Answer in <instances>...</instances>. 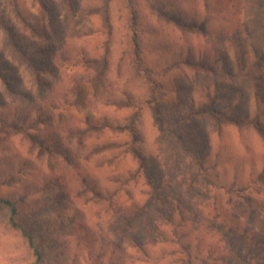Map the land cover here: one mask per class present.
<instances>
[{
	"label": "rangeland",
	"instance_id": "rangeland-1",
	"mask_svg": "<svg viewBox=\"0 0 264 264\" xmlns=\"http://www.w3.org/2000/svg\"><path fill=\"white\" fill-rule=\"evenodd\" d=\"M9 1L0 0V18L15 41L39 67H53L38 86L28 56L19 59L0 29V55L9 59L0 62V198L15 206L19 227L0 203V264H214L207 252L219 256L231 227L242 246L264 245V183L256 179L264 140L251 124L177 121L206 104L214 84L224 105L244 97L237 111L255 113L247 104L254 95L264 102V83L223 74L236 50L249 55L259 45L264 0H237V14L208 21L236 28L219 39L182 34L150 8L162 3L168 14L199 18L200 0H108L110 29L105 0H70V8L65 0H16L24 24ZM33 24L35 34L26 28ZM186 55L214 72L182 65ZM83 57L97 63L87 69ZM151 66L157 70L141 71ZM150 89L161 104L156 115Z\"/></svg>",
	"mask_w": 264,
	"mask_h": 264
},
{
	"label": "trees",
	"instance_id": "trees-1",
	"mask_svg": "<svg viewBox=\"0 0 264 264\" xmlns=\"http://www.w3.org/2000/svg\"><path fill=\"white\" fill-rule=\"evenodd\" d=\"M34 1H38V3L41 4L40 6H43V3H41L40 0H34ZM200 2H201L202 9L204 10V13L199 18H195L191 16L190 19H187V17H183V16L181 17L175 14H168L164 10L161 9L162 3H151L150 8L156 15L155 17L157 18V20H161L165 23L168 22L170 24H173V26H175L182 34H194V35L199 36L200 38H205V39H207L209 36H214L219 39L226 34V31L228 32L231 31V34L235 33L236 28L234 27L227 26L222 29L220 28L212 29L207 26V22L212 20L214 16H217L221 11H228L232 14H237L238 11H240L239 1L237 0H200ZM9 4L10 6H13L15 8L16 15L20 18L21 23L24 24V20L22 18L21 12L18 11V4L16 3V0H13V3L9 1ZM65 5L67 8H70L71 1L65 0ZM103 6H105L103 10V13H104L103 21L106 23V26L108 28V27H111L110 18L108 15V8H109L108 0H105L103 2ZM47 14H48L47 16L50 22H51V19H52V22L56 21L55 16H54L55 13H52L50 11V14L49 13ZM3 21L4 20L0 18V29L2 30L3 33H6V35H8L9 38L14 42L13 49L15 50V54L18 55V57L21 56L23 60V58H26V56H28L27 61L33 70L32 73L34 74L36 84L41 87L42 85L38 83H42L43 81H45V76L49 74L48 70L53 67L52 61L51 63L48 62L46 64H42V67H39L38 63L35 62L33 54H31L32 52L28 51L27 53V51L24 49V46L19 44L18 40L15 41L16 39L15 32L12 30V28H10L9 26H6L5 22ZM26 28L27 30H29L31 34L36 33L37 26L35 24L31 26L26 25ZM263 28H264V25H263ZM257 41L259 45L252 46V49L250 50L249 55L251 56V59H249L248 57L249 55H247V53L246 54L242 53V55H240L239 52L235 49L236 51L232 55L233 64L224 62V66H228V68L227 69L225 68L224 70L223 67L219 66L220 70L218 68H215V71L221 72V70H224L223 74H225L226 77L231 78V80L234 81V78H238V79H241L242 81L252 83L253 86L255 87L264 83V34L261 33L260 37H257ZM254 44H257V43L254 42ZM134 45L138 47L137 42H135ZM243 56L245 57V59L247 56L246 61L243 60ZM6 60H9V59L6 58V56H4L3 54H1L0 62L2 64L1 63L0 64L2 68ZM80 60H81L82 65L87 69H89V67L91 68V66L97 63L96 62L97 60H90V58L85 59L83 57V59L80 58ZM180 63L182 65L192 68L194 71L198 70L204 73H206L207 71L214 72V65H212L209 62H206V60L202 59L201 57L198 60H194L186 55L180 61ZM245 63L246 65H244ZM0 70H1V67H0ZM154 70H157V69L156 67H153V66H151L150 68L145 67L141 69V71L145 74H147L148 72H154ZM145 79L146 81L149 82L148 75L145 77ZM205 89H207L206 98L208 102L200 106L197 109L194 107H191V108L189 107L186 117H184V114L182 115V113L179 112L177 115L179 116V119L177 121L181 120V124H186L188 122L187 120L195 118V119H203V120L208 119L210 121L215 122L216 124L226 123V124H231L234 126H240L241 124L242 125L251 124L253 125L252 127L255 129L258 135L262 138V140H264V129L262 127V119L264 118V109L263 110L260 109L262 108V106H264V102L261 101L258 95H254L253 98L251 100L248 99V102H247V104L249 103L250 105H252V107L256 109L255 113L253 111H250L251 108L247 106H245L247 107L246 110H242V107H241L240 108L241 112H240V111H237L236 109L238 108V105L239 106L242 105L241 103L244 100V97L237 99L239 97L235 95L232 101L233 105H224L220 101L221 97L219 96V93H218L219 89L216 87L215 84H214V89L212 88L210 89L209 87H206ZM150 94L153 98L152 99L153 111H154V114L156 115L155 113L156 109L154 108H156V106L160 104V100L157 101L156 99L157 91L155 89H150ZM252 114L254 116H252ZM177 121L175 120V122ZM136 158L139 160V163H138L139 169L143 171L145 175H147L146 172L148 169V165L144 162V160H142V158L137 157V156ZM256 179H259L260 181L264 183V171L257 174ZM249 202L252 204V202L254 201H251L249 199ZM0 203L9 207L10 223L12 226L19 228L18 225L15 223V215H16L15 206L8 200L2 199V198H0ZM216 220L214 221L216 222ZM215 227L217 229H220L221 232H223V228H218L217 223L215 224ZM20 231H21L22 237L26 240L29 248L33 251L34 255L36 256V259L39 260L40 255H39L38 250L35 247L33 238L26 231L22 229H20ZM228 233L232 234L233 236L226 237L224 235L226 247H223L220 250V252H217L214 249L219 256H215L214 252L208 251L207 252V255H209L207 258L208 261H211L214 264H252V263L253 264H264V259H261L262 261L257 260L255 259L256 257L254 255L257 253V251L264 252V245H262L261 243H258L257 239H254V240H251L250 245L242 246L244 241L242 240V238H240L238 230L236 228L231 227L230 230H228ZM245 235H247V233H245ZM234 237L236 238V240H238V243H236V245L234 243L235 242ZM238 247H240V249ZM228 257L232 258V260L227 263Z\"/></svg>",
	"mask_w": 264,
	"mask_h": 264
}]
</instances>
